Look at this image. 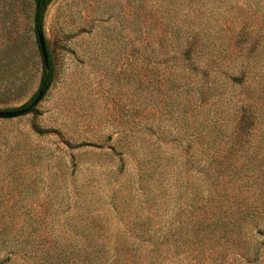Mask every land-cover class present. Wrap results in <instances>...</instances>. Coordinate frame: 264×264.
Masks as SVG:
<instances>
[{
    "label": "rangeland",
    "instance_id": "rangeland-1",
    "mask_svg": "<svg viewBox=\"0 0 264 264\" xmlns=\"http://www.w3.org/2000/svg\"><path fill=\"white\" fill-rule=\"evenodd\" d=\"M34 12L0 0V111L38 91ZM44 35L54 85L0 119V264H264V0H55Z\"/></svg>",
    "mask_w": 264,
    "mask_h": 264
},
{
    "label": "trees",
    "instance_id": "trees-1",
    "mask_svg": "<svg viewBox=\"0 0 264 264\" xmlns=\"http://www.w3.org/2000/svg\"><path fill=\"white\" fill-rule=\"evenodd\" d=\"M34 1H35L34 33H35V36L37 37V40H38V34L44 33L46 12H47L48 8L50 7V5L55 0H34ZM38 48L41 51L40 46H38ZM47 48H48V54H49V67L47 68L44 64V61H43L42 75H41V80H40L38 91L35 93V95L32 97V99L29 102H27L26 104H24L23 106H21L19 108H15V109H10L7 111H18V110L28 109L35 102L39 93L45 92V94H46L54 85L56 78H57V70H56L55 61H54L53 56L50 52L48 44H47ZM41 56H42V54H41ZM42 60H43V57H42ZM36 111H37V107H34L29 113H34ZM140 219H143L144 222L143 223L138 222ZM148 221H150V220L138 217L134 227L130 230H127L124 237H138V238H143V239H146V238L153 239L157 235H160V237H161V234H164V233H161L160 229H158V228L155 229V226L150 225ZM100 228H97L95 226V224H92L90 232L87 233L84 231L81 234L84 237H88L93 243H95V244H93L92 249H89L86 246H82V248L79 250L80 254L87 255V257L85 259H89L90 258L89 256L94 255V254H98V255L110 254V251L103 249L104 244H98L97 241L100 240L103 236L112 235V234L108 233V231H102V230H100ZM56 232H57L56 236H59L61 234L60 231H56ZM118 234L120 235V233H118ZM34 244L35 243L20 241L14 245V251L11 254H13V256H18L17 254H30V253L33 254V253H37V252L38 253L43 252L46 255V254H51L52 251L54 250V249L52 250L51 248H44V247L39 248V250H36L34 248ZM40 249H42V250H40ZM56 251L60 252V253L67 254L70 251V247L68 245H66V249L57 248ZM61 255H63V254H61Z\"/></svg>",
    "mask_w": 264,
    "mask_h": 264
},
{
    "label": "water",
    "instance_id": "water-1",
    "mask_svg": "<svg viewBox=\"0 0 264 264\" xmlns=\"http://www.w3.org/2000/svg\"><path fill=\"white\" fill-rule=\"evenodd\" d=\"M38 42H39V46L41 49V54L43 57L44 64L48 68L49 67V54H48V48H47V43H46V38H45L44 33L38 34ZM44 96H45V92L39 93L35 102L28 109L18 110V111H0V119H14V118H17V117H20V116H23L29 113L34 107L40 104Z\"/></svg>",
    "mask_w": 264,
    "mask_h": 264
}]
</instances>
